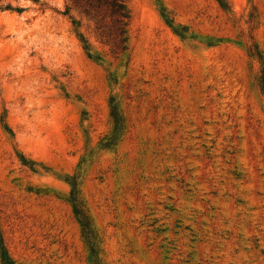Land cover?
<instances>
[{"label":"rangeland","instance_id":"obj_1","mask_svg":"<svg viewBox=\"0 0 264 264\" xmlns=\"http://www.w3.org/2000/svg\"><path fill=\"white\" fill-rule=\"evenodd\" d=\"M0 0V264H264V0Z\"/></svg>","mask_w":264,"mask_h":264},{"label":"trees","instance_id":"obj_2","mask_svg":"<svg viewBox=\"0 0 264 264\" xmlns=\"http://www.w3.org/2000/svg\"><path fill=\"white\" fill-rule=\"evenodd\" d=\"M81 12L95 20L101 36L123 51L128 48L131 12L125 0H69Z\"/></svg>","mask_w":264,"mask_h":264}]
</instances>
